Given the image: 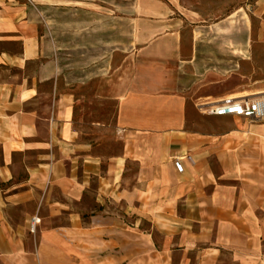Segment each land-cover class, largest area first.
I'll return each mask as SVG.
<instances>
[{"label": "rangeland", "instance_id": "rangeland-1", "mask_svg": "<svg viewBox=\"0 0 264 264\" xmlns=\"http://www.w3.org/2000/svg\"><path fill=\"white\" fill-rule=\"evenodd\" d=\"M46 2L38 6L37 30L56 37L61 90L75 99L72 122L93 157L110 165L121 152L118 96L138 57L187 74L181 87L189 94L185 127L246 144L264 174V119L207 112L208 104L229 95L264 93V6L257 0ZM37 153L12 154L16 180L25 178L24 167L35 163ZM122 179L123 199L97 201V178H92L75 204L63 200L59 190L52 194L62 207L37 204L33 194L7 204L12 235L22 245L19 255H7L17 248L0 237V264H245L243 233L230 232L227 223L195 209L185 215L180 201L172 214L151 215L144 204L132 202L135 178ZM76 213L79 219L73 221Z\"/></svg>", "mask_w": 264, "mask_h": 264}, {"label": "crops", "instance_id": "crops-1", "mask_svg": "<svg viewBox=\"0 0 264 264\" xmlns=\"http://www.w3.org/2000/svg\"><path fill=\"white\" fill-rule=\"evenodd\" d=\"M46 1L0 0V237L17 248L6 254L19 255L22 245L12 235L7 204L33 194L37 204L62 207L53 190L75 204L89 191L92 178H97V201L123 199L122 178H135L132 202L144 204L149 214H172L180 201L185 215L195 209L227 223L230 232L243 233L244 263L264 264L262 166H254L248 146L232 136L216 140L185 127L189 94L181 87L187 74L171 71L160 61L141 63L137 57L118 96L120 154L108 165L78 141L72 122L75 99L61 90L58 42L38 31L35 23L38 6ZM257 4L264 6V0ZM42 99L46 101L41 106ZM30 150L38 152L35 163L25 165V178L18 181L12 154ZM141 193L147 202L141 201ZM72 216L78 221V213Z\"/></svg>", "mask_w": 264, "mask_h": 264}, {"label": "built area", "instance_id": "built-area-1", "mask_svg": "<svg viewBox=\"0 0 264 264\" xmlns=\"http://www.w3.org/2000/svg\"><path fill=\"white\" fill-rule=\"evenodd\" d=\"M207 112L218 116L235 115L256 120H263L264 93L246 98L224 97L217 102L208 104ZM34 223L36 222L34 221L33 225Z\"/></svg>", "mask_w": 264, "mask_h": 264}, {"label": "bare ground", "instance_id": "bare-ground-1", "mask_svg": "<svg viewBox=\"0 0 264 264\" xmlns=\"http://www.w3.org/2000/svg\"><path fill=\"white\" fill-rule=\"evenodd\" d=\"M257 94H260V93H257ZM229 96H231V98H241L242 96H249V95H248V93H244V94L240 93V94L229 95Z\"/></svg>", "mask_w": 264, "mask_h": 264}]
</instances>
